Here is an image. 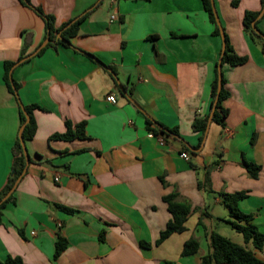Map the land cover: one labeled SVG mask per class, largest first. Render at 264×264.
<instances>
[{
	"label": "crops",
	"instance_id": "obj_1",
	"mask_svg": "<svg viewBox=\"0 0 264 264\" xmlns=\"http://www.w3.org/2000/svg\"><path fill=\"white\" fill-rule=\"evenodd\" d=\"M30 2L54 17L55 28L79 20L78 32L70 46L55 44L16 65L23 50L29 56L45 42L46 25L20 0H0V192L21 129L6 63H15L21 103L40 107L33 112L36 133L25 142L30 163L1 211L0 263L20 257L24 264H202L214 231L264 261V247L231 232L223 198L246 192L238 208L264 234V42L243 25L246 12L263 10L262 0H214L234 53L247 57L243 65H222L229 93L223 124H209L223 40L201 0ZM258 21L264 33V15ZM207 116L200 143L193 122ZM147 120L179 138L161 145ZM67 121L85 122L86 138L51 139L66 132ZM246 163L262 167L257 178ZM173 193L191 214L184 232L157 245L172 218L163 197ZM60 236L68 246L55 259ZM190 239L200 249L182 256Z\"/></svg>",
	"mask_w": 264,
	"mask_h": 264
},
{
	"label": "trees",
	"instance_id": "obj_2",
	"mask_svg": "<svg viewBox=\"0 0 264 264\" xmlns=\"http://www.w3.org/2000/svg\"><path fill=\"white\" fill-rule=\"evenodd\" d=\"M20 2L28 7L33 8L44 20L47 30V38L50 39L49 44L46 48L42 49L38 54H41L45 51V49L49 47L55 46V44H61L64 46H70V38L77 35L78 32V23L79 20L75 22H68L63 24L60 28H55L54 17L45 15L40 9L35 8L30 0H20ZM205 11L209 16L210 22L215 26L214 34L220 36V28L216 22V17L214 14V10L212 7V0H201ZM262 6L264 8V0H262ZM261 11L258 12H246L243 25L245 32L250 36L252 40H261L264 42V33H262L257 25L259 21L256 22V27L260 31V34L256 33L253 29L252 23L259 16ZM60 34L62 40L57 37ZM225 34V32H224ZM26 49L23 50V53L19 59L26 58ZM223 52V50H222ZM221 63L230 64L232 66L243 65L247 62V57H240L236 55L230 45L228 36L225 34V50L221 53ZM15 63L8 62L5 66V75L4 80L8 90L15 95L14 88L19 90L18 83L13 80V84L11 83L9 73ZM218 64L216 67V77L212 84V100H211V110L214 107L215 100L218 95ZM225 80L222 77V89L219 93L218 103L216 105V109L213 116V122H217L223 124L224 118L227 116L228 111L223 108L222 102L225 100L229 93L224 87ZM17 97V96H16ZM20 107V121L21 127L26 123V115L25 112L30 116V122L26 125L23 131V140L26 142L32 139L36 133V122L33 117V112L35 109H40L38 105H23L19 98ZM148 130L156 137L160 136L164 139L170 137L168 133L165 131H169L173 133L176 137L179 138L177 130H168L162 126H159L158 129L152 127V122L147 120ZM208 125V116L204 119H195L193 122V129L197 132H202V138L200 143L204 138V134ZM67 130L64 134H55L51 137V139H61L71 141L74 139H84L86 138V129L85 122L73 125L70 121L66 122ZM14 163L12 168V173L9 178V181L5 188L0 192V202L3 198L12 190L15 183L19 179V177L23 174L24 169L26 168V158L23 152V148L21 145L20 138H18L14 149ZM31 160V159H30ZM246 167L248 169L249 175L253 178H257L259 171L261 170V166L246 163ZM246 192H236L233 194H223L224 203L230 209V216L232 218L230 222L232 228L240 233L246 244L252 242L253 246L257 250H261L264 247V234L259 232L257 227L253 224V215L245 214L241 212L238 208V203L246 197ZM13 200V194L0 205V225L2 224V209L7 205L8 202ZM164 202L168 205V210L172 215L171 220L168 222L165 230H163L160 234V238L157 241V245L164 242L171 235L176 233H182L186 230V222L188 217L191 214V206L187 203L180 202L178 200V195L176 193L167 195L163 197ZM71 211V210H70ZM209 240L211 245V252L202 258V264H264V261L259 259L255 253L248 249L246 246L233 242L229 238L222 236L218 232H211L209 234ZM148 245V244H147ZM68 242L63 237H59L58 241L55 245V254L54 258L57 259L67 248ZM149 246V245H148ZM200 249V244L196 239H190L185 242L182 256H189L196 254ZM2 264V263H0ZM3 264H24L22 258L20 257H8L7 260Z\"/></svg>",
	"mask_w": 264,
	"mask_h": 264
},
{
	"label": "water",
	"instance_id": "obj_3",
	"mask_svg": "<svg viewBox=\"0 0 264 264\" xmlns=\"http://www.w3.org/2000/svg\"><path fill=\"white\" fill-rule=\"evenodd\" d=\"M212 7H213V10H214V14H215V17H216V22L220 28V33H221V37H222V40H223V52L225 50V34H224V30H223V27L221 25V22H220V19H219V16H218V13H217V10H216V7H215V3H214V0H212ZM264 15V8L263 10L260 12L259 16L253 21L252 23V26H253V29L256 33L260 34V31L257 29L256 27V22ZM59 38L62 40L61 36L59 35ZM264 38V36H263ZM50 39L47 38L45 40V42L40 46V48L33 54L27 56L26 58L22 59L21 61H19L16 65L20 64V63H23L25 62L26 60L32 58L33 56L37 55L43 48H45L47 46V44L49 43ZM222 52V53H223ZM15 67V66H14ZM13 69L10 71V80H11V83L13 84V79H12V73H13ZM218 72H219V75H218V95H217V98L215 100V103H214V107L212 108L211 110V113H210V117H209V124L212 122V119H213V116H214V112H215V109H216V105L218 103V99H219V93L222 89V63H221V60L219 61V64H218ZM14 88V92H15V95L19 98V94L17 92V90L15 89V87L13 86ZM122 92L124 93V91L122 90ZM125 94V93H124ZM20 100V99H19ZM21 102V101H20ZM25 115H26V123L24 125H22L20 131H19V138H20V141H21V145H22V148H23V152H24V155H25V158H26V168L24 169L23 171V174L19 177V179L17 180V182L15 183L14 187L12 188V190L3 198V200L0 202V205L6 201L10 196L11 194L13 193V191L15 190V188L17 187L21 177L25 174V172L27 171V167L30 163V157H29V154H28V151H27V147H26V144H25V141L23 140V131L26 127V125L30 122V116L25 112ZM166 133H168L169 135H172V136H175L173 133L169 132V131H165Z\"/></svg>",
	"mask_w": 264,
	"mask_h": 264
},
{
	"label": "built area",
	"instance_id": "obj_4",
	"mask_svg": "<svg viewBox=\"0 0 264 264\" xmlns=\"http://www.w3.org/2000/svg\"><path fill=\"white\" fill-rule=\"evenodd\" d=\"M116 19H117V15H116V14H112V15L110 16V20H111V21H115ZM106 100H107L109 103H111V104H116V103H117V98H116V96H115L114 94H109V95H107V96H106ZM151 134H152V133H151ZM152 135H153V134H152ZM153 136H154V135H153ZM158 140H159V143H160L161 145H165V140H164L163 137H158ZM181 157L184 158V159H186V160H188V159H189V154L186 153V152H184V153L181 154Z\"/></svg>",
	"mask_w": 264,
	"mask_h": 264
},
{
	"label": "rangeland",
	"instance_id": "obj_5",
	"mask_svg": "<svg viewBox=\"0 0 264 264\" xmlns=\"http://www.w3.org/2000/svg\"><path fill=\"white\" fill-rule=\"evenodd\" d=\"M230 219V218H229ZM229 228H231V227H229ZM231 230V232L233 233V234H237L238 235V233L236 232V231H234L232 228L230 229Z\"/></svg>",
	"mask_w": 264,
	"mask_h": 264
}]
</instances>
